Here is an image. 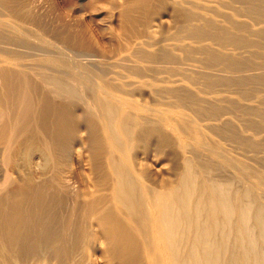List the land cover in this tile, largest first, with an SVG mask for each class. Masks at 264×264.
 Returning <instances> with one entry per match:
<instances>
[{
  "label": "bare ground",
  "instance_id": "1",
  "mask_svg": "<svg viewBox=\"0 0 264 264\" xmlns=\"http://www.w3.org/2000/svg\"><path fill=\"white\" fill-rule=\"evenodd\" d=\"M53 3L0 0V264H264V0Z\"/></svg>",
  "mask_w": 264,
  "mask_h": 264
},
{
  "label": "rangeland",
  "instance_id": "2",
  "mask_svg": "<svg viewBox=\"0 0 264 264\" xmlns=\"http://www.w3.org/2000/svg\"><path fill=\"white\" fill-rule=\"evenodd\" d=\"M54 1V5L55 6H57V8L59 7V9H60V11H61V13H62V11H66V9H65V7H66V3H65V0H58L59 2H57V0H53ZM61 2V3H60ZM62 4L64 5L65 4V6H62ZM62 7H61V6ZM62 9H61V8ZM90 7H91V9H93V6H91V4L88 6V7H86V9H87V11L88 12H86V14H83V15H80V14H78L77 16H76V18L77 17H80V18H77V20H79V22H80V24L81 25H85L86 26V28L87 29H89V30H93V31H95L94 33H97L96 32V29H97V25H98V22H99V20H98V18H99V16H97V13H93L92 12V10L90 9ZM64 8V9H63ZM80 15V16H79ZM95 17V18H94ZM98 21V22H97ZM96 23H97V25H96ZM113 23H116V20H114V22ZM93 25H95L94 27H93ZM95 29V30H94ZM260 124L261 123H259V126H260ZM263 126V124H261V126L259 127V129L261 128H263L262 127ZM243 127H245V128H247V124L245 123V126L243 125L242 126V128ZM245 128H243V133H244V135H246L245 137L246 138H251V136H253L254 137V142H255V140H256V144H260V146H261V149L262 150H259L260 152H259V155L260 156H264V149H263V147H264V128H263V130L261 131V132H259V130H258V132H257V130L256 131H252V133H254V135L251 133V131H250V129H246V131L244 130ZM247 130H249V131H247ZM256 133V134H255ZM252 134V135H251ZM249 136V137H248ZM252 139V138H251ZM250 139V140H251ZM253 140H251V142H253ZM253 142V143H254ZM260 142V143H259ZM261 143H263V144H261ZM262 145H263V147H262ZM261 151H263V152H261ZM243 152H244V150H243ZM255 152H253V154H254ZM257 156H258V154H257ZM149 166V170H150V172H151V175L153 176V177H156V175H159L160 174V176H162V171H160V169H158V168H156V169H158V170H156L155 169V167L154 166H151V165H148ZM249 182V181H248ZM251 182H249V184H250Z\"/></svg>",
  "mask_w": 264,
  "mask_h": 264
}]
</instances>
